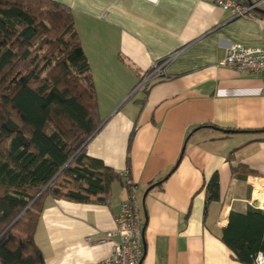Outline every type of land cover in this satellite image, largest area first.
Instances as JSON below:
<instances>
[{
	"label": "crops",
	"instance_id": "obj_1",
	"mask_svg": "<svg viewBox=\"0 0 264 264\" xmlns=\"http://www.w3.org/2000/svg\"><path fill=\"white\" fill-rule=\"evenodd\" d=\"M56 1L71 8L97 94L86 153L121 180L107 202L45 198L34 235L44 263H100L132 196L140 264H246L221 234L230 211L264 209V75L219 62L232 43L264 45V0H242L258 2L244 17L205 0ZM163 60L165 76L142 83ZM214 174L219 198L208 201Z\"/></svg>",
	"mask_w": 264,
	"mask_h": 264
},
{
	"label": "trees",
	"instance_id": "obj_2",
	"mask_svg": "<svg viewBox=\"0 0 264 264\" xmlns=\"http://www.w3.org/2000/svg\"><path fill=\"white\" fill-rule=\"evenodd\" d=\"M101 122L71 8L0 0V264H45L34 235L46 197L109 200L121 176L85 150ZM205 190L208 201L219 198L217 174ZM221 240L238 261L254 263L264 253V209L230 211Z\"/></svg>",
	"mask_w": 264,
	"mask_h": 264
},
{
	"label": "built area",
	"instance_id": "obj_3",
	"mask_svg": "<svg viewBox=\"0 0 264 264\" xmlns=\"http://www.w3.org/2000/svg\"><path fill=\"white\" fill-rule=\"evenodd\" d=\"M205 1L222 10L230 11L234 17H244L258 6V2L245 3L242 0ZM165 62L166 60L159 64L153 63L150 71L143 77L142 83L165 76V71L162 68ZM219 63L235 71L264 75V45L255 47L232 43L227 47L224 58ZM115 220L117 221L115 231L107 233L105 239H111L113 235L117 234L119 240L114 243L111 253L100 263L140 264L143 257V229L132 196L121 202L120 211ZM253 261L254 264H264V253L257 252Z\"/></svg>",
	"mask_w": 264,
	"mask_h": 264
},
{
	"label": "rangeland",
	"instance_id": "obj_4",
	"mask_svg": "<svg viewBox=\"0 0 264 264\" xmlns=\"http://www.w3.org/2000/svg\"><path fill=\"white\" fill-rule=\"evenodd\" d=\"M144 250V249H143Z\"/></svg>",
	"mask_w": 264,
	"mask_h": 264
}]
</instances>
